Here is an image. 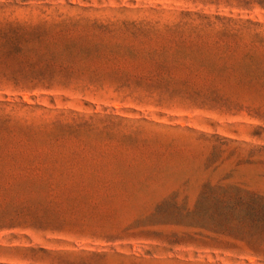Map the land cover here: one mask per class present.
<instances>
[{"label":"rangeland","instance_id":"374dc122","mask_svg":"<svg viewBox=\"0 0 264 264\" xmlns=\"http://www.w3.org/2000/svg\"><path fill=\"white\" fill-rule=\"evenodd\" d=\"M264 0H0V264H264Z\"/></svg>","mask_w":264,"mask_h":264},{"label":"trees","instance_id":"16d2710c","mask_svg":"<svg viewBox=\"0 0 264 264\" xmlns=\"http://www.w3.org/2000/svg\"><path fill=\"white\" fill-rule=\"evenodd\" d=\"M248 212L250 214H264V202H252L248 204Z\"/></svg>","mask_w":264,"mask_h":264}]
</instances>
